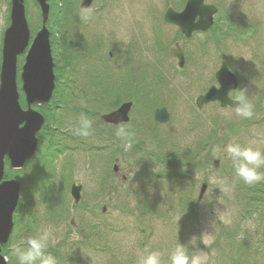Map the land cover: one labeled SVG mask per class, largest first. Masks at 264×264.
<instances>
[{"label": "rangeland", "instance_id": "374dc122", "mask_svg": "<svg viewBox=\"0 0 264 264\" xmlns=\"http://www.w3.org/2000/svg\"><path fill=\"white\" fill-rule=\"evenodd\" d=\"M186 2L93 0L92 17L84 20L82 0H50L57 87L52 102L38 107L50 127L40 132L37 154L19 176L7 264H18L10 251L15 243L49 226L48 251L58 264H139L145 249L159 251L168 264L178 240L205 231L208 245L191 251L206 264H264V183L245 185L223 152L230 138L264 147V0H206L218 8L214 24L190 38L164 20L168 8L181 11ZM25 4L31 42L42 18L35 0ZM10 12L11 0H0V67ZM176 43L183 67L169 55ZM223 62L239 81L231 98L246 87L254 119L218 102L197 107L198 96L219 86L215 74ZM21 97L25 109L23 91ZM124 101L133 102L127 151L117 129L98 122ZM163 106L170 119L158 123L154 111ZM81 114L93 120L87 138L70 130ZM74 184L81 186L79 202Z\"/></svg>", "mask_w": 264, "mask_h": 264}, {"label": "water", "instance_id": "95a60500", "mask_svg": "<svg viewBox=\"0 0 264 264\" xmlns=\"http://www.w3.org/2000/svg\"><path fill=\"white\" fill-rule=\"evenodd\" d=\"M42 14V27L30 44V28L26 17L25 0H11L10 26L6 29L2 46V62L0 68V264H7L2 254V246L7 244L13 229L14 211L20 197V181L4 179L6 157L14 169L22 168L32 158L38 147L37 133L45 124V116L32 107L33 104H47L55 89L54 59L50 44V30L47 22L50 13L48 0H36ZM92 0H83L81 8H87ZM218 9L205 0H187L182 11L168 8L164 19L175 24L190 37L194 31H206L214 24V15ZM22 65V90L26 96L27 109L20 103L18 88V56L26 52ZM169 54L179 58V66L183 67L185 58L183 49L177 43L171 47ZM219 88L212 86L205 94L196 99L199 109L204 105L219 101L222 107H233L235 102L229 92L237 89L238 78L222 63L216 72ZM132 102L122 104L117 110L106 114L103 118L108 122L128 121ZM155 119L160 123L167 122L170 114L165 107L155 111ZM218 166V163L215 164ZM117 169V168H114ZM207 188L203 184L200 198ZM81 186L74 184L71 194L76 202L81 199Z\"/></svg>", "mask_w": 264, "mask_h": 264}, {"label": "clouds", "instance_id": "9594fccd", "mask_svg": "<svg viewBox=\"0 0 264 264\" xmlns=\"http://www.w3.org/2000/svg\"><path fill=\"white\" fill-rule=\"evenodd\" d=\"M92 11L90 8H81L79 15L84 20H90ZM233 101L237 117L243 120H252L256 117V107L246 87H239ZM70 130L76 136L87 138L93 132V120L81 114L77 123L70 125ZM116 136L122 141V147L127 151L134 139V132L130 130V126L119 127ZM223 152L231 161L235 176L245 185L264 183V147L245 145L235 138H230L224 145ZM207 233L208 231L199 235L193 234L186 243L178 240L169 253L168 264H206L205 256L191 250L201 249V244L208 245ZM53 244L54 233L49 226L37 229L35 235L21 238L10 251L18 264H58L57 258L48 251ZM139 264H163L162 254L157 250L145 249V255Z\"/></svg>", "mask_w": 264, "mask_h": 264}, {"label": "trees", "instance_id": "16d2710c", "mask_svg": "<svg viewBox=\"0 0 264 264\" xmlns=\"http://www.w3.org/2000/svg\"><path fill=\"white\" fill-rule=\"evenodd\" d=\"M52 14H53V12L51 13V16H52ZM58 63V62H57ZM47 127H50V121H48L47 122V126H46V128ZM22 172H23V170H22ZM20 170H13V169H11L10 167H9V171H7V173H6V177L7 178H18L19 180H21L23 177H24V174L22 173ZM22 176V178L21 177H19V176ZM34 175V174H33ZM35 176V175H34ZM22 181V180H21ZM25 191H27L26 189H25ZM252 198H255L256 197V195L255 194H251L250 195Z\"/></svg>", "mask_w": 264, "mask_h": 264}, {"label": "flooded vegetation", "instance_id": "af4514ba", "mask_svg": "<svg viewBox=\"0 0 264 264\" xmlns=\"http://www.w3.org/2000/svg\"><path fill=\"white\" fill-rule=\"evenodd\" d=\"M79 96L80 95H78V96H76V97H78L79 98ZM116 108V107H115ZM102 115V114H101ZM99 119H100V121H98L100 124H102V125H104L105 127H107L109 130H116V129H118L119 127H121V126H125V125H127V124H129V123H120V124H111V123H107V122H105L104 120H102V118H101V116H99ZM131 121H132V119H131Z\"/></svg>", "mask_w": 264, "mask_h": 264}]
</instances>
